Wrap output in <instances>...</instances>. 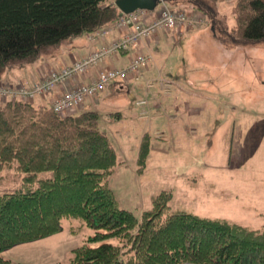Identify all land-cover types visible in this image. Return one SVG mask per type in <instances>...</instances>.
Masks as SVG:
<instances>
[{
    "label": "trees",
    "instance_id": "16d2710c",
    "mask_svg": "<svg viewBox=\"0 0 264 264\" xmlns=\"http://www.w3.org/2000/svg\"><path fill=\"white\" fill-rule=\"evenodd\" d=\"M187 1L206 11L222 0ZM225 1L233 15V25L222 28L226 35L264 41V0ZM118 13L103 0H0V78L112 24ZM150 146L144 133L139 174ZM116 165V149L96 111L59 115L43 104L0 101V171L14 166L22 175L18 189L0 193V252L56 234L64 218H78L93 234L71 250L70 264H264V225L172 210L169 190L154 195L136 217L109 186ZM0 264L14 263L0 255Z\"/></svg>",
    "mask_w": 264,
    "mask_h": 264
},
{
    "label": "rangeland",
    "instance_id": "374dc122",
    "mask_svg": "<svg viewBox=\"0 0 264 264\" xmlns=\"http://www.w3.org/2000/svg\"><path fill=\"white\" fill-rule=\"evenodd\" d=\"M177 1L165 4L199 22L185 29L163 30L176 38L183 31L195 29L178 41L162 37L158 51L168 79H190L195 88L211 94L209 133H200V141L188 144L184 141L188 131L184 136L177 132L180 137L176 133L166 137L159 134L163 127L157 120L150 129L134 114L123 113L122 122L117 124L115 117L101 112V117L108 116V123L113 125L109 130L100 123L101 128L108 133L118 157L127 159L128 164L116 165L108 178L109 186L120 206L136 217L151 207L152 196L169 190L172 210L260 227L264 225V41L235 40L226 35L222 28L233 25V15L225 0L211 10L207 8V12L187 4V0ZM107 3L114 4V0H103ZM133 95L124 96L118 104L123 102L125 109H133ZM131 120L135 122L130 125L131 132H120ZM141 129L151 136V146L143 174L136 177L132 166L137 169V162L135 165L130 152L142 139ZM177 138L182 144L176 148ZM120 149L128 151L124 155ZM21 177L14 166L5 167L0 171V193L18 189ZM62 226L56 234L14 245L0 255L14 264H70L71 250L93 230L78 218H64Z\"/></svg>",
    "mask_w": 264,
    "mask_h": 264
},
{
    "label": "crops",
    "instance_id": "0c3cea01",
    "mask_svg": "<svg viewBox=\"0 0 264 264\" xmlns=\"http://www.w3.org/2000/svg\"><path fill=\"white\" fill-rule=\"evenodd\" d=\"M194 30L190 29L183 31V33H179L176 38L169 32L159 30L150 38L143 40L137 49L128 52H121L107 58L106 60H103L98 66L90 68L87 73L76 76L68 84V86L70 87L76 85L78 82H89V80H92L96 77L97 71L102 68H123L127 65L130 58L134 56L136 52H144L150 56V61L148 62V65L144 70V76L147 79L151 80L163 77L168 81L172 82L173 84L172 94H170L169 96L163 94L162 91H159L158 89H153L154 92L152 98H150L151 100L149 117L145 119L139 118L140 108L135 106V103V109H125L123 102L121 105L118 104L124 96H127L130 93L134 94V98L130 99L132 103L133 101L143 96V82H136L133 80H130L125 85L111 83L106 87L104 91H102L96 97L87 98L84 103L78 108L77 112L79 113L89 110L96 111L99 114V126L101 130L103 129L101 128L100 123H103L107 128H109V130L113 128V125L111 123H108V116L102 118L100 115L101 112H105L107 113V115L111 114L113 117H115V119H117V124L122 122L123 113L125 115L134 114L139 121L145 122L144 126L149 127L150 129L153 126L154 122L157 120L163 127V132L159 134H162L166 137H169L170 134H177V132H180L181 136H184V132L188 131L184 140L186 143L189 144L195 140L200 141L202 137V134L200 133H209L207 129L208 127H210L211 121H209L207 118L209 113L211 112L212 107L210 104L211 94L207 91L195 88L194 83L190 79H186L185 82H175L171 79H168L165 76L163 69V66L165 64L162 61V54L158 51V45L160 44V40L162 37H165L166 40H168L167 38L170 36L173 40L178 41L181 35L187 37L188 34L193 32ZM119 33V31L114 30L112 36L119 35ZM87 34L88 33H84L80 36L71 38L70 40L61 43L55 49L50 50L45 54H42L35 61L10 68L0 78V83L13 84L19 81H28V83H30L33 80L39 79L43 75V73H45V71L48 70L50 67H59L62 64H71L74 61L81 59L82 57L87 55L97 43L91 41L88 38ZM106 41L107 39L105 40V42ZM128 83L130 84L127 86ZM63 89L64 88L61 86L56 89V91L52 95H49L43 99H36L32 103L44 104L50 107L54 95L61 92ZM134 123V120H131L129 124H126L123 128H121L122 130L120 129V132L130 133V125ZM139 132L140 137L143 133H147L145 129H141ZM159 134H157L156 138H160ZM178 137L180 136L178 135ZM139 144L140 139L137 143V146L132 147L130 152L132 153L131 158L134 159L135 165ZM177 144H182L181 138L175 139L174 145L176 146V148L178 147ZM120 151L121 154L125 155L128 150L120 149ZM126 160L127 159L125 158L120 159L117 154V165L119 164L127 166L128 164L126 163ZM235 162L237 161L235 160ZM132 168H135L134 175L136 177L143 174H139L136 172V166L133 165Z\"/></svg>",
    "mask_w": 264,
    "mask_h": 264
},
{
    "label": "built area",
    "instance_id": "2783aa9c",
    "mask_svg": "<svg viewBox=\"0 0 264 264\" xmlns=\"http://www.w3.org/2000/svg\"><path fill=\"white\" fill-rule=\"evenodd\" d=\"M195 21L199 22L190 18L183 10L171 9L165 2H162L157 10L136 9L130 13L119 12L112 24L87 34L91 41L97 42L87 55L71 64L50 67L39 79L30 83H0V101L18 100L32 103L36 99L52 95L62 86L64 89L54 95L50 107L56 114L69 115L77 112L87 98L96 97L111 83L125 85L133 80L143 82L144 94L134 103L140 108V117L145 119L149 117L153 89L169 96L172 94L173 84L163 77L151 80L144 76V70L150 61V56L144 52H136L123 68H102L89 82H78L70 87L68 84L76 76L98 66L103 60L121 52L137 49L143 40L159 30H172L179 26L185 29ZM114 30L119 31V35L112 36Z\"/></svg>",
    "mask_w": 264,
    "mask_h": 264
},
{
    "label": "water",
    "instance_id": "95a60500",
    "mask_svg": "<svg viewBox=\"0 0 264 264\" xmlns=\"http://www.w3.org/2000/svg\"><path fill=\"white\" fill-rule=\"evenodd\" d=\"M162 1L171 0H115L114 4L123 13H130L136 9L153 10Z\"/></svg>",
    "mask_w": 264,
    "mask_h": 264
},
{
    "label": "bare ground",
    "instance_id": "6f19581e",
    "mask_svg": "<svg viewBox=\"0 0 264 264\" xmlns=\"http://www.w3.org/2000/svg\"><path fill=\"white\" fill-rule=\"evenodd\" d=\"M105 28V27H104ZM104 91V90H103Z\"/></svg>",
    "mask_w": 264,
    "mask_h": 264
}]
</instances>
